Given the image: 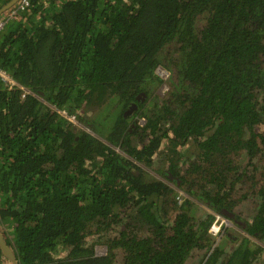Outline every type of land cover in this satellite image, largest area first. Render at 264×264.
Segmentation results:
<instances>
[{"label": "trees", "instance_id": "obj_1", "mask_svg": "<svg viewBox=\"0 0 264 264\" xmlns=\"http://www.w3.org/2000/svg\"><path fill=\"white\" fill-rule=\"evenodd\" d=\"M0 70L32 92L0 76V229L18 264H264L249 246L264 243V0H32L0 33ZM113 96L110 135L84 130ZM211 210L248 237L214 247Z\"/></svg>", "mask_w": 264, "mask_h": 264}, {"label": "rangeland", "instance_id": "obj_2", "mask_svg": "<svg viewBox=\"0 0 264 264\" xmlns=\"http://www.w3.org/2000/svg\"><path fill=\"white\" fill-rule=\"evenodd\" d=\"M7 13L5 15H3V19L6 18ZM172 73V71H171ZM172 79V75L170 80ZM171 86V85H170ZM171 92V87L169 88V86H163V84L159 85V87L157 88V90L154 92L155 97L157 98L158 102H161L163 99L167 98L168 95ZM146 94V98H144V100L141 101H146L148 98L147 93ZM153 98V96L151 97ZM143 99V98H142ZM121 102L119 101V98L117 96H113L110 97L102 106H100L99 108L95 109V110H90V111H86L85 113V118H88V120L86 119V126H83L82 128L88 132L93 133V131L99 133L101 135V137H108L110 135V132L112 131V128L114 127L117 118L119 117L120 113H121ZM134 111V110H133ZM132 112L128 113V115H130ZM139 121H141V118H139ZM141 124V122H140ZM100 137V138H101ZM102 137V138H103ZM104 139V138H103ZM195 142L192 140L190 141L186 147L184 148V152L186 153L187 156H189L192 152L194 153L195 150ZM157 158H160L164 161L165 156L161 155L158 156ZM141 169H143L144 171H148L151 174H154V172L152 171L151 168L145 166V165H138ZM253 203L250 204H244L240 207L239 211L242 212V214L248 215L250 210L253 208ZM204 210H208L207 207L203 208ZM248 210V211H247ZM212 211V210H211ZM247 211V212H246ZM233 226L230 225L229 228H232ZM229 229L227 228L224 232V235H226V232ZM239 232V230H236ZM235 234V232H234ZM236 237V235H234ZM96 248V252L99 255L102 254H106L107 252V248L104 244H96L95 246ZM121 254L119 256V258L121 259ZM201 263V262H200ZM187 264H197L195 261V257L193 259L190 258V260L187 262Z\"/></svg>", "mask_w": 264, "mask_h": 264}, {"label": "built area", "instance_id": "obj_3", "mask_svg": "<svg viewBox=\"0 0 264 264\" xmlns=\"http://www.w3.org/2000/svg\"><path fill=\"white\" fill-rule=\"evenodd\" d=\"M44 2L46 3V0H44ZM31 4H32V0H20L14 7H12L8 11L6 18H4L0 22V33L3 31V29L6 27V25L9 22L19 21L22 17L23 12H26V10L31 6ZM155 73L162 80L163 86L167 87L168 81L170 80L171 75H172L171 70H169L168 68H166L163 65H159L155 69ZM0 76L6 84H8L10 86H19L23 90L22 97H25L27 94L32 93L30 90L26 89L24 86L17 83L8 73L0 70ZM57 110L69 122H71L72 124H74L76 126H78V125L80 126V123L78 122L77 115L75 113H71L66 109H57ZM140 122H141V124H144V119H141ZM134 162L137 165H143L138 161L134 160ZM179 195L182 196L183 192H179ZM213 215H214V220L212 221V223L209 227V232L214 238L219 239L224 235L225 230L230 227L231 223L226 218V216H224L222 214L213 212Z\"/></svg>", "mask_w": 264, "mask_h": 264}, {"label": "flooded vegetation", "instance_id": "obj_4", "mask_svg": "<svg viewBox=\"0 0 264 264\" xmlns=\"http://www.w3.org/2000/svg\"><path fill=\"white\" fill-rule=\"evenodd\" d=\"M170 85H171V80L168 81V86H169V88L171 87V89H172V85H171V86H170ZM142 100H144V99H142ZM259 128H260V130H264V125H261ZM192 154H193V152L189 155V157H193ZM186 156H187V155H186ZM187 157H188V156H187ZM166 160H167V159H164V161L166 162V165H167V161H166ZM179 192H183V191L179 190ZM183 196H184V193H183L182 196H180L179 193H178L177 198L179 199L180 202H181ZM254 201H255V202H254ZM251 202H254V203H253L254 206H253V208L250 210L249 214H248V215H245V217H247L250 221L253 220V218H254V216H255V214H256V212H257V208H258V206H259V203L261 202V199L259 198V199L256 200V198H252V199L250 200V202H247V204H250ZM247 211H248V210H247ZM247 211H246V212H247ZM241 213H242V212H241ZM226 218H227V217H226ZM227 219L230 221L231 225L233 226L232 228H234V229H236V230H239V232H240L241 234H244V235H246V236L248 237V235L246 234V232H245L241 227H239V226L236 224V222H235L234 220H231L230 218H227ZM228 233H229V231L226 232V235H228ZM237 233H238V231H235V234H234V235H236ZM238 239H239V238H238ZM250 239H251V240H250ZM250 239H249V246H250V248L253 247V246H252V242L255 243V244L258 246V248H264V243H263L262 241H259V240L256 239V238H250ZM223 244H224V240H223V237H221V238L215 240L214 247H216V248H220V247H222ZM105 246H106V245H105ZM106 248H107V247H106ZM226 249L231 250L232 247L229 245L228 247H226ZM208 253H209V252H208ZM208 253H207V254H208ZM210 253H212V250L210 251ZM210 253H209V254H210ZM96 254L99 255L97 252H96ZM106 254H107V252H106ZM106 254H102V255H106ZM99 256H101V255H99ZM194 257H195V261H196V263H197V264H200L202 258L205 257V252H204L203 250H201L200 252L196 253V254L193 256V259H194ZM206 257H208V256H206ZM191 258H192V257H191Z\"/></svg>", "mask_w": 264, "mask_h": 264}, {"label": "water", "instance_id": "obj_5", "mask_svg": "<svg viewBox=\"0 0 264 264\" xmlns=\"http://www.w3.org/2000/svg\"><path fill=\"white\" fill-rule=\"evenodd\" d=\"M20 0H10L6 5H4L1 9H0V22L3 20V15L6 14V11H9V9L11 7H14ZM138 100H142V98H146V94L145 92H141L138 95ZM138 108V104L136 102H133L128 110L125 112V116L128 115V113L133 112V110H137ZM0 247L4 253V255L11 261V263L13 264H18V260H17V256L16 253L14 251V249L11 247V245H9L5 239V236L2 232V230L0 229Z\"/></svg>", "mask_w": 264, "mask_h": 264}, {"label": "clouds", "instance_id": "obj_6", "mask_svg": "<svg viewBox=\"0 0 264 264\" xmlns=\"http://www.w3.org/2000/svg\"><path fill=\"white\" fill-rule=\"evenodd\" d=\"M38 97H40V96H38ZM141 119H144V124L146 123L145 122V118H141ZM144 124H141V125H144ZM134 162V161H133ZM135 163V162H134ZM142 164V163H141ZM135 165H137L136 163H135ZM210 233V232H209Z\"/></svg>", "mask_w": 264, "mask_h": 264}]
</instances>
